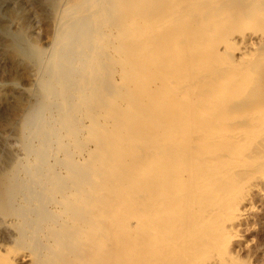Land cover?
Wrapping results in <instances>:
<instances>
[{
	"label": "bare ground",
	"instance_id": "1",
	"mask_svg": "<svg viewBox=\"0 0 264 264\" xmlns=\"http://www.w3.org/2000/svg\"><path fill=\"white\" fill-rule=\"evenodd\" d=\"M167 1L63 2L0 264L264 262V0Z\"/></svg>",
	"mask_w": 264,
	"mask_h": 264
},
{
	"label": "rangeland",
	"instance_id": "2",
	"mask_svg": "<svg viewBox=\"0 0 264 264\" xmlns=\"http://www.w3.org/2000/svg\"><path fill=\"white\" fill-rule=\"evenodd\" d=\"M66 1L0 0V216L9 210L4 194L7 186L13 183L17 161L23 158L20 152L23 140L21 117L36 107L42 95L35 84V66L51 43L53 26ZM168 1L169 4L174 0ZM248 217L243 239L264 245V195L255 202ZM240 255L243 259L249 257L247 252H240Z\"/></svg>",
	"mask_w": 264,
	"mask_h": 264
}]
</instances>
